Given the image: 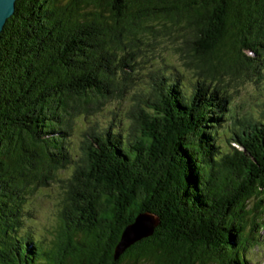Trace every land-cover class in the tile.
I'll list each match as a JSON object with an SVG mask.
<instances>
[{"label": "trees", "instance_id": "trees-1", "mask_svg": "<svg viewBox=\"0 0 264 264\" xmlns=\"http://www.w3.org/2000/svg\"><path fill=\"white\" fill-rule=\"evenodd\" d=\"M170 31L204 78L186 93L154 71L131 142L91 128L54 248L39 253L21 237L24 205L69 164L70 118L122 97L143 47ZM263 61L264 0H17L0 33V264H252L246 253L264 240V119L219 150L228 98L205 79L259 74ZM141 214L156 218L152 233L115 257Z\"/></svg>", "mask_w": 264, "mask_h": 264}, {"label": "rangeland", "instance_id": "rangeland-1", "mask_svg": "<svg viewBox=\"0 0 264 264\" xmlns=\"http://www.w3.org/2000/svg\"><path fill=\"white\" fill-rule=\"evenodd\" d=\"M180 38L179 32L170 31L168 35H163V42L156 43L154 46H144L145 51L137 57L136 67L131 69V83L122 97L110 98L98 109L70 118L69 131L64 135L67 152L65 149L63 155L69 159V164L54 171L53 178L47 182L44 189L43 185L30 188L31 191L24 205L29 208V214L23 221L21 237L24 241H31L39 253L43 252L42 247L45 250L54 248L58 235L60 210L65 202L64 192L68 189L67 184L74 176L75 170L82 168V144L85 141L84 136L94 132L91 128L98 130L108 127L116 131L125 142H131L138 134L131 115L139 108L147 110L145 100L152 98V94L155 93V89L149 83L153 81V76L161 75L154 71H164V74L178 78L179 85L181 87L184 85L186 93H189V88L194 86L200 78H204L200 67L194 65L193 54L186 53L179 47L182 46ZM188 63H190L189 67ZM205 80L210 91L212 85H215L226 93L224 95V91L221 90L218 94L228 98L225 107L229 112H224L226 119L220 123L222 127L216 129L220 131L215 134L217 135L215 143L219 150L231 151V148L239 147L236 140L231 139L234 131L239 132L245 129L248 122L264 119V61L260 64L259 74L249 73L240 77L222 74L221 81L209 78ZM163 82L166 83L169 80L164 79ZM144 221L143 224L148 229L152 218L148 216L147 219L144 218ZM262 232L264 233V230ZM246 256L251 259L252 264H264V240L261 248L247 252Z\"/></svg>", "mask_w": 264, "mask_h": 264}, {"label": "water", "instance_id": "water-1", "mask_svg": "<svg viewBox=\"0 0 264 264\" xmlns=\"http://www.w3.org/2000/svg\"><path fill=\"white\" fill-rule=\"evenodd\" d=\"M15 2H17V0H0V33L7 19L13 17V13L15 11ZM148 216L152 218V223L148 227V229H146L143 222H145L144 218L147 219ZM156 222V218L149 214L138 215L134 223L127 226L122 232L119 244L116 247L115 257H118V255L122 253L134 241L150 235L154 226L156 225Z\"/></svg>", "mask_w": 264, "mask_h": 264}]
</instances>
